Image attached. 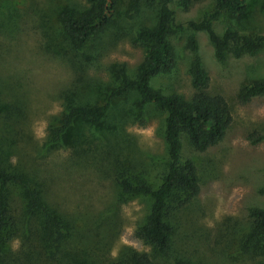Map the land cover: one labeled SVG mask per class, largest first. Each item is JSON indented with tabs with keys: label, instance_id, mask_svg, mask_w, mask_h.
<instances>
[{
	"label": "rangeland",
	"instance_id": "rangeland-1",
	"mask_svg": "<svg viewBox=\"0 0 264 264\" xmlns=\"http://www.w3.org/2000/svg\"><path fill=\"white\" fill-rule=\"evenodd\" d=\"M263 2L245 0V10L237 17L223 12L213 23L215 32L221 35L230 25L239 34L264 36ZM158 4L115 0L110 22L76 52L57 18L81 11L84 0H0V143L10 144L11 164L35 182L59 214L64 236L56 248L45 245L36 236V214L24 210L12 187L9 205L16 232L6 248L9 257L18 256L22 264H106L120 251L131 250L146 253L154 264H261V257L240 245L250 223L247 209L264 208V193L258 192L264 187V139L250 144L244 138L249 128L264 136V94L246 104H239L235 95L245 78H264V45L219 63L206 34L195 33L209 92L225 98L231 122L223 139L204 151L180 135V155L195 168L198 192L170 210L164 252L133 234L144 220L148 197H121L114 179L125 169L130 180L152 187L160 183L167 160L162 112L146 104L136 116L137 97L130 93L114 98L103 123L84 128L76 145L48 146L49 128L57 123L64 103L60 95L80 81L78 74L95 81L92 102H101L114 86L111 66L123 63L132 75L143 52L135 34L154 22ZM168 5L177 24L198 19L212 0H193L185 9L177 0ZM187 33H169L175 64L149 80L163 94L175 92L184 99L192 93Z\"/></svg>",
	"mask_w": 264,
	"mask_h": 264
},
{
	"label": "trees",
	"instance_id": "trees-1",
	"mask_svg": "<svg viewBox=\"0 0 264 264\" xmlns=\"http://www.w3.org/2000/svg\"><path fill=\"white\" fill-rule=\"evenodd\" d=\"M148 3L159 2L154 22L140 27L134 42L142 48V58L130 75L123 63L109 68L116 80L107 89L101 102H92L94 80H82L81 74L66 92L58 121L49 128L48 146L51 148L73 146L77 139L85 135L84 128L100 126L107 116L114 98L135 94L134 105L140 116L146 104H152L164 114L162 137L166 147V166L156 187L139 180H130L125 169L115 174L121 197L146 196L149 199L144 220L136 226L134 236L148 244L156 252H164L169 245L171 230L168 221L172 209L188 203L198 192L197 177L193 164L180 155V135L184 134L190 145L197 151L218 144L224 137L231 122L227 101L218 93L209 92V76L198 51L196 32H204L212 46L215 61L224 63L227 57L238 58L242 53L252 54L264 45V36L239 34L227 25L218 35L213 23L223 12L232 17L241 15L246 7L245 0H212L209 10L198 19L174 23V13L168 3L171 0H134ZM193 0H177V6L187 8ZM84 8L73 14L58 15V23L70 39L72 49L82 50L86 41L109 22L115 0H84ZM264 10V2L262 3ZM186 30L185 47L190 56L188 72L192 93L188 99L170 92L163 94L149 85V80L159 73H166L175 64L173 47L168 40L171 31ZM69 94L70 96H67ZM264 94V78H245L239 85L235 98L239 104H246L252 97ZM244 138L256 144L264 136L254 129H246ZM10 144L0 143V264H22L18 256L6 254L8 243L15 235V223L9 205V191L16 188L24 210L36 214V236L49 248H56L63 239V225L59 214L44 200L35 182L23 173L21 168L9 161ZM264 193V187L258 189ZM250 223L244 233L241 250L261 257L264 264V208L247 209ZM83 264H91L85 262ZM106 264H154L144 252L120 251ZM178 264V263H175ZM189 264V263H181Z\"/></svg>",
	"mask_w": 264,
	"mask_h": 264
}]
</instances>
